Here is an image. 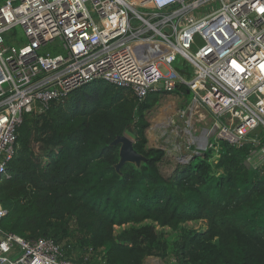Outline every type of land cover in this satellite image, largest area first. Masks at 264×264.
<instances>
[{"label":"trees","instance_id":"obj_1","mask_svg":"<svg viewBox=\"0 0 264 264\" xmlns=\"http://www.w3.org/2000/svg\"><path fill=\"white\" fill-rule=\"evenodd\" d=\"M161 93L137 102L129 90L96 80L42 114L24 115L0 179L8 211L1 230L52 239L79 264L171 255L176 264H264V163L246 165L264 147V127L241 146L215 139L203 157L164 177L165 152L148 147L144 117ZM126 134L145 161L116 172L119 146L111 143ZM198 221L204 226H186Z\"/></svg>","mask_w":264,"mask_h":264},{"label":"built area","instance_id":"obj_2","mask_svg":"<svg viewBox=\"0 0 264 264\" xmlns=\"http://www.w3.org/2000/svg\"><path fill=\"white\" fill-rule=\"evenodd\" d=\"M96 80L137 102L185 89L187 114L203 108L211 119L207 137L241 146L264 127V0H0V179L23 116ZM189 135L203 157L211 143ZM7 212L0 203V224ZM0 264L79 263L52 239L0 226Z\"/></svg>","mask_w":264,"mask_h":264},{"label":"rangeland","instance_id":"obj_3","mask_svg":"<svg viewBox=\"0 0 264 264\" xmlns=\"http://www.w3.org/2000/svg\"><path fill=\"white\" fill-rule=\"evenodd\" d=\"M136 53H143L144 48L136 46L134 48ZM152 52V50H151ZM143 63V60L139 61ZM175 69H184V63L182 59L177 58L176 62L173 64ZM189 67V66H188ZM162 72L166 73V69L163 66H160ZM155 99L157 100L156 105H154L151 109L144 113V117L146 121L149 123L148 129L145 131L147 138V145L151 148H159L165 152L164 159L159 163V170L164 177H169L179 166H184L189 164L193 160V156L199 159V156L193 155L191 151L197 149L195 148V144L190 140V135L194 138L200 139L204 130H209L211 128V119L207 112L203 108L195 109L196 113H188L186 108L189 106L191 101V95H187L184 97L183 95L172 93V94H164L163 96L154 94ZM169 103V109H173L174 115L169 118V123L167 126L163 124L166 121V118H160V120H156L160 115V110ZM173 107V108H172ZM191 114V116H190ZM168 117V116H167ZM191 117V118H190ZM154 122V123H153ZM198 122V123H197ZM201 122V123H200ZM159 125V128L156 130L154 134L153 140L150 139L149 131L152 126ZM196 129V130H195ZM185 130V131H184ZM178 132V133H177ZM186 132V133H184ZM131 141L132 139L126 134ZM190 138V139H189ZM205 144L211 143L212 145H216L217 141L215 138L207 137ZM190 143L191 150L185 149L182 153V149H178V146L184 144L186 146L187 143ZM194 142H196L194 140ZM204 142H202L203 144ZM193 146V147H192ZM178 150H176V148ZM208 150V149H206ZM246 165L249 167H253L254 165L250 164V161H246ZM257 167V166H255ZM186 226L199 228L204 226L203 221L198 222H189ZM167 233H170L169 230H166Z\"/></svg>","mask_w":264,"mask_h":264},{"label":"water","instance_id":"obj_4","mask_svg":"<svg viewBox=\"0 0 264 264\" xmlns=\"http://www.w3.org/2000/svg\"><path fill=\"white\" fill-rule=\"evenodd\" d=\"M158 87L160 88L161 84H159ZM261 120L264 122V118L261 117ZM111 145L119 146V161L115 165L116 172H119L121 166L125 163H131L139 167L141 163L145 161L143 156L134 150L133 142L125 135L116 137Z\"/></svg>","mask_w":264,"mask_h":264},{"label":"crops","instance_id":"obj_5","mask_svg":"<svg viewBox=\"0 0 264 264\" xmlns=\"http://www.w3.org/2000/svg\"><path fill=\"white\" fill-rule=\"evenodd\" d=\"M160 95L163 96L164 93H161ZM187 95H189V93L187 94V92L185 94H183L184 97H186ZM206 136H207V132H203L202 133V136L199 139V141L201 143L204 142V144H205L206 143V139H207ZM189 145H190V143L188 142L186 144V146H185V148L187 150H189V149L191 150L192 149L191 146H189ZM191 152H193V151H191ZM248 161H250V164L251 165L253 164L254 165L253 167H255V166L262 165L264 159L262 158L259 150H257V151H253L252 152V154L250 155ZM143 264H176V257H174V256L171 255V256H169V257H167L165 259H161V258L156 257V256H147L143 260Z\"/></svg>","mask_w":264,"mask_h":264},{"label":"bare ground","instance_id":"obj_6","mask_svg":"<svg viewBox=\"0 0 264 264\" xmlns=\"http://www.w3.org/2000/svg\"><path fill=\"white\" fill-rule=\"evenodd\" d=\"M173 108V107H172ZM174 111H173V109H169V103L166 105V106H164L161 110H160V115H159V117L156 119V120H160V118L161 117H163V119L164 118H166V121L163 123V124H165V126H167L168 125V123H169V118L171 117V115L173 116L174 114ZM197 114V113H196ZM168 116V117H167ZM190 116H191V114H190ZM191 118V117H190ZM154 123V122H153ZM198 123V122H197ZM201 123V122H200ZM161 123H158V125H155V126H152L151 128H150V130L151 131H149V136H150V139L151 140H153V138H154V134L156 133V130L159 128V125H160ZM196 130V129H195ZM185 131V130H184ZM178 133V132H177ZM184 133H186V132H184ZM202 136V135H201ZM204 144V143H203ZM176 148V150H180V149H182V153L185 151V145L184 144H181V146H178V149H177V147H175Z\"/></svg>","mask_w":264,"mask_h":264}]
</instances>
